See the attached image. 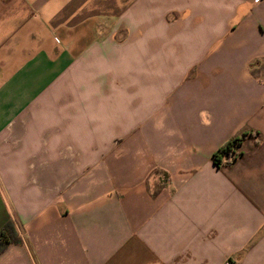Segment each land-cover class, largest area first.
<instances>
[{
	"label": "crops",
	"instance_id": "obj_1",
	"mask_svg": "<svg viewBox=\"0 0 264 264\" xmlns=\"http://www.w3.org/2000/svg\"><path fill=\"white\" fill-rule=\"evenodd\" d=\"M8 222L0 264H264V0H0Z\"/></svg>",
	"mask_w": 264,
	"mask_h": 264
},
{
	"label": "trees",
	"instance_id": "obj_2",
	"mask_svg": "<svg viewBox=\"0 0 264 264\" xmlns=\"http://www.w3.org/2000/svg\"><path fill=\"white\" fill-rule=\"evenodd\" d=\"M246 135L241 134L237 137L232 138L224 145H222L216 152L212 155V163L217 168L228 165L230 162L235 160L238 152L237 148L241 146L245 140ZM234 154L233 158L230 159V155ZM21 241L17 237L15 229L11 222L6 223L3 228L0 230V253L10 244H20Z\"/></svg>",
	"mask_w": 264,
	"mask_h": 264
},
{
	"label": "built area",
	"instance_id": "obj_3",
	"mask_svg": "<svg viewBox=\"0 0 264 264\" xmlns=\"http://www.w3.org/2000/svg\"><path fill=\"white\" fill-rule=\"evenodd\" d=\"M233 156H234V154H231V155H230V159L233 158Z\"/></svg>",
	"mask_w": 264,
	"mask_h": 264
}]
</instances>
